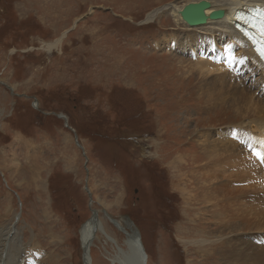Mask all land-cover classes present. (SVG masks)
Instances as JSON below:
<instances>
[{
	"label": "rangeland",
	"instance_id": "1",
	"mask_svg": "<svg viewBox=\"0 0 264 264\" xmlns=\"http://www.w3.org/2000/svg\"><path fill=\"white\" fill-rule=\"evenodd\" d=\"M187 1L0 0V245L8 235L14 264H83L81 227L93 213L102 229L90 264H122L125 217L146 264H223L232 244L262 264L264 180L251 150L235 148V130L264 108V83L216 28L167 10ZM199 57L221 69L206 75ZM225 130L208 161L200 141ZM204 169L218 172L226 216L200 202Z\"/></svg>",
	"mask_w": 264,
	"mask_h": 264
},
{
	"label": "bare ground",
	"instance_id": "2",
	"mask_svg": "<svg viewBox=\"0 0 264 264\" xmlns=\"http://www.w3.org/2000/svg\"><path fill=\"white\" fill-rule=\"evenodd\" d=\"M199 1H207L210 4L207 8H205V14L207 16H209L212 12L217 11V10L223 11L222 17L214 18V19H208L207 22L205 23V25H204V23L202 24L204 26H201V24H200V26L202 28H207V27L216 28L217 29L216 35L219 36L220 38L226 39L228 41V43H227L228 45H230V43H233L234 45L238 46L241 54H238V53H240V52H238V53H236V56H234V57L237 58L239 60V62H242V60L240 58L250 60V62L252 63V67H250V63L244 62V64L242 65V68L248 69V70H250V69H257L258 70L259 69V71H260V78L259 79L261 82L264 83V62L259 58V56L256 54V51L253 49V43H252V41H250V37L248 35V32H245L244 30L241 29L242 23L235 24L236 23L235 14L237 11L242 10L243 7L253 8V6H257V7H263L264 8V0H189L180 6L178 4H175V3H174V5L171 4L167 10H169L171 12V15L174 16L176 19H178L181 22H184V20L180 16V11L182 10V8L188 3H196ZM191 27H195V26H191ZM260 30L261 29H259L258 31H260ZM63 36H64V32L61 35V37L57 38L56 40L54 39V41H52V42L44 44L45 50H47L49 52V51L53 50L54 48H56V46L60 43V40H62L61 38H63ZM180 41H183L184 44H187V45H189L191 42L190 39L179 38L177 40L178 45L181 44V43L179 44ZM195 53L196 52H192V54H190V55L195 56ZM229 53L230 52L228 51V54ZM196 62H195L197 65V67L195 66L196 69H201L202 72L205 71L206 75H208L209 73H214V72L221 69L220 66L217 65L216 62H213L212 59L207 61V60L199 57L198 59H196ZM206 79L208 80V78H206ZM209 83H211V82H209V81L201 82V84H200L201 92L206 93L207 97H209L211 99V101H213V102L221 101L219 98H217V96L213 92L204 89L205 85H207ZM252 112H253V115L250 116V119L243 122L242 125H240L239 128H237L235 130V134H236L237 141H238V144L235 146V148H237V147L241 148V146H245L251 150V155L253 157V158H251V160L253 161V163H255V164H252V168L259 173L258 176L262 181V180H264V166L262 167V165L258 162L254 153L255 152L258 153L260 155V158H261V154H264V149H263L264 108L259 107L258 109H255ZM250 122L254 123V125H255L254 129L248 128L250 126L248 123H250ZM215 132H216L215 133L216 135L213 138H212L211 134L209 136V135H207L209 133H207L204 136H208V137H205L204 139H202L200 141L204 145V146H202L203 150L204 151L207 150V152H208V155L205 154L206 155L205 157L207 159H209L208 161H211L213 159L220 157L219 155H220L221 147L225 148V142L228 141L226 139V137H227L226 130L225 131H215ZM201 143H199V144L202 145ZM232 144L234 145V142H229L227 147L231 148ZM212 147H213V149H212ZM209 148L211 150H208ZM213 151L215 152L214 155H212ZM261 160L264 164V158H261ZM213 173H214V170H212V169H208V171H205V169H204V171L200 175L197 174L198 175L197 182L201 186L204 187V191L201 194V196H203V198L200 197V199H201L200 202L205 201V203L208 204V206H209L206 208H210L217 215L226 216L227 211L224 208L225 205H223L221 207V205H220L221 203L220 204L217 203L218 197H216V196L222 190L221 186L218 183L215 184L217 182L218 177L216 175H218V172L215 171V174H213ZM261 190H262V192L259 193V195L261 196V199L263 200L264 199V193H263L264 189H261ZM223 191H225V189ZM210 197L212 200H210ZM222 208H223V210H222ZM95 214L93 213L91 219L88 220L81 227V241H82V245H83L81 248H82L83 254L85 253L86 249L88 248V251L83 255L84 258H86L88 260L87 261L88 264H90V261H91V260H89V256H90L89 250H90V246L92 243V239H93L94 235L96 234V231L98 229H102V226H101L99 220H97L99 224L96 221L97 215H95ZM110 219H113V218H110ZM115 222H117V221L113 220L114 224H115ZM215 222H220V221L216 220ZM229 226H230V224H228V223L222 224L221 230L226 232V233H230V230L227 231L228 230L227 228ZM117 228H118V226H117ZM130 234L131 233H129V232H125L126 244L128 243L127 245H129V249L125 252L121 251V253L124 254L123 259L119 260L120 263H122V264H133V261L137 258V256H139V258H140V256H142L139 252H138V255L136 254V252L140 249V246H139V244H137L135 242V240H134L135 237L133 235H130ZM218 237H219V239L223 238L222 235H219ZM89 241H90V245L88 246ZM140 242H141V239H140ZM200 242L204 243L205 239H202ZM206 242H207V240H206ZM4 246H5V248H3ZM141 246H142V244H141ZM235 246H237V244L236 245L232 244L230 247L225 245V247H223L220 250L221 259H223V264H247L248 263L249 256L252 252L248 253V252H245V250L243 249V251H242L243 253H242V252H240L241 249H239L238 247L236 248ZM250 246H251L250 243H248L247 249H250L251 251H253L252 246L251 247ZM14 248H15V246H13L11 244V241H8V235H7V237L5 238V244L0 245V263H2V264H14L15 258L18 254V251H19V250L16 251V249H14ZM2 249L5 251V253H3ZM8 250H9V252H8ZM262 251L264 252V246H262L261 249H259V254H257V256H260L258 260H260V262L262 264H264V253H261ZM19 259L21 261H23V264H30L29 261L24 262L26 260L25 257L22 259V256H21ZM144 259H145V256H144ZM144 264H146V259H145Z\"/></svg>",
	"mask_w": 264,
	"mask_h": 264
},
{
	"label": "water",
	"instance_id": "3",
	"mask_svg": "<svg viewBox=\"0 0 264 264\" xmlns=\"http://www.w3.org/2000/svg\"><path fill=\"white\" fill-rule=\"evenodd\" d=\"M210 4L207 1H199L196 3H188L186 4L182 10L180 11V16L184 20L185 23L189 24L190 26H199L198 24H205L208 19H214V18H220L223 15L222 10H217L212 12L209 16L205 14V8H207ZM59 117L64 118L62 115H59ZM77 142V141H76ZM78 144V142H77ZM79 145V144H78ZM95 214V213H94ZM110 218V217H109ZM126 219V226L127 230L131 232L130 235H133L135 238V242L139 244L140 249L136 252L138 255V252L142 255L137 256V258L133 261V264H144L145 259H144V254H143V249L141 246L140 242V235L138 233L137 227L134 225V223L128 218L125 217ZM114 220V219H111ZM90 245V241L88 243V246ZM121 252V248H117ZM88 251V248L86 249L85 253ZM84 253V254H85ZM82 252V260L83 264H88V260L84 258V255Z\"/></svg>",
	"mask_w": 264,
	"mask_h": 264
},
{
	"label": "snow or ice",
	"instance_id": "4",
	"mask_svg": "<svg viewBox=\"0 0 264 264\" xmlns=\"http://www.w3.org/2000/svg\"><path fill=\"white\" fill-rule=\"evenodd\" d=\"M262 31H264V21H262ZM261 52L264 54V49H262ZM261 158H264V154H261Z\"/></svg>",
	"mask_w": 264,
	"mask_h": 264
}]
</instances>
